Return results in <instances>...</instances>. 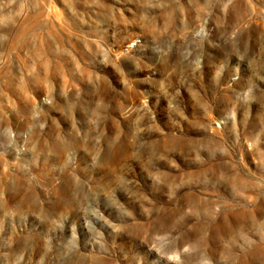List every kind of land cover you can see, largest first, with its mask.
Returning <instances> with one entry per match:
<instances>
[{
    "label": "rangeland",
    "instance_id": "374dc122",
    "mask_svg": "<svg viewBox=\"0 0 264 264\" xmlns=\"http://www.w3.org/2000/svg\"><path fill=\"white\" fill-rule=\"evenodd\" d=\"M0 264H264V0H0Z\"/></svg>",
    "mask_w": 264,
    "mask_h": 264
}]
</instances>
